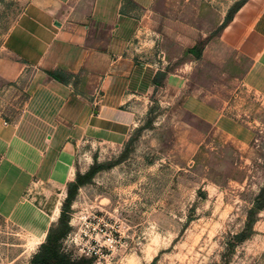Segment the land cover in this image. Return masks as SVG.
Returning <instances> with one entry per match:
<instances>
[{
    "label": "crops",
    "instance_id": "1",
    "mask_svg": "<svg viewBox=\"0 0 264 264\" xmlns=\"http://www.w3.org/2000/svg\"><path fill=\"white\" fill-rule=\"evenodd\" d=\"M238 2L31 0L0 46V214L36 183L68 182L91 150L122 146L154 98L246 145L250 131L194 82L235 68L264 95V42L248 38L264 0H244L221 30Z\"/></svg>",
    "mask_w": 264,
    "mask_h": 264
},
{
    "label": "rangeland",
    "instance_id": "2",
    "mask_svg": "<svg viewBox=\"0 0 264 264\" xmlns=\"http://www.w3.org/2000/svg\"><path fill=\"white\" fill-rule=\"evenodd\" d=\"M30 2L0 0V46ZM252 28L255 49L264 21ZM202 72L194 82L250 131L246 145L154 98L122 146L91 150L68 182L36 183L0 214V264H264V95L242 86L241 70Z\"/></svg>",
    "mask_w": 264,
    "mask_h": 264
},
{
    "label": "bare ground",
    "instance_id": "3",
    "mask_svg": "<svg viewBox=\"0 0 264 264\" xmlns=\"http://www.w3.org/2000/svg\"><path fill=\"white\" fill-rule=\"evenodd\" d=\"M58 209L56 208L55 210H54V212H53V215L51 216V221H53V220H55L56 219V217H57V215H58ZM44 232H42V231H40V230H38V231H35V234H34V239H33V242H32V246H35V245H38V244H40L41 242H42V239H43V237H44ZM31 246V247H32ZM133 264V263H132Z\"/></svg>",
    "mask_w": 264,
    "mask_h": 264
},
{
    "label": "built area",
    "instance_id": "4",
    "mask_svg": "<svg viewBox=\"0 0 264 264\" xmlns=\"http://www.w3.org/2000/svg\"><path fill=\"white\" fill-rule=\"evenodd\" d=\"M107 238H108L107 239V242L112 243V239L110 237H107ZM96 255H97V252L96 251H91V253H90V251L88 250V256H89L90 259L91 258L93 259L94 258L93 256H96Z\"/></svg>",
    "mask_w": 264,
    "mask_h": 264
},
{
    "label": "trees",
    "instance_id": "5",
    "mask_svg": "<svg viewBox=\"0 0 264 264\" xmlns=\"http://www.w3.org/2000/svg\"><path fill=\"white\" fill-rule=\"evenodd\" d=\"M50 76L56 77V75L55 74H52V73L50 74ZM261 200H262V197L261 196L256 199V201H255V208L256 209H258L257 206H259V203H260ZM89 260L91 261L92 259H89ZM46 264H48V263H46ZM58 264H65V263H58Z\"/></svg>",
    "mask_w": 264,
    "mask_h": 264
}]
</instances>
